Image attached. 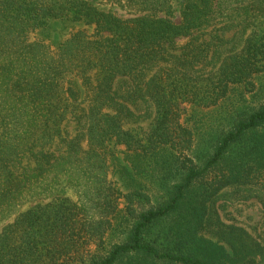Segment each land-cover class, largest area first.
Listing matches in <instances>:
<instances>
[{
    "label": "trees",
    "instance_id": "trees-1",
    "mask_svg": "<svg viewBox=\"0 0 264 264\" xmlns=\"http://www.w3.org/2000/svg\"><path fill=\"white\" fill-rule=\"evenodd\" d=\"M106 2L129 17L0 0V264H261L215 261L204 234L223 188L255 187L264 209V105L205 157L181 120L264 76V0ZM139 105L152 117L132 128ZM123 153L174 165L159 200L115 186Z\"/></svg>",
    "mask_w": 264,
    "mask_h": 264
},
{
    "label": "rangeland",
    "instance_id": "rangeland-1",
    "mask_svg": "<svg viewBox=\"0 0 264 264\" xmlns=\"http://www.w3.org/2000/svg\"><path fill=\"white\" fill-rule=\"evenodd\" d=\"M92 1L99 9L110 10L121 18L129 17L125 9L106 2V0ZM253 82V89L237 87L231 90L226 99L215 107L194 109L191 106L185 107L186 112L182 115L181 121L183 126L191 131L193 147L198 155L205 157L214 151L218 135L227 131L231 119L237 117L238 114L246 111L252 112L264 105V76H260ZM132 109L137 117H134L132 123L128 125L132 128L146 127L152 117V110H149L151 115L148 118L143 105ZM72 128L73 125L69 123L67 130L71 132ZM258 132L261 133V130ZM117 158L119 160H114L112 163L110 161L109 171L111 178L118 181L115 182L117 183L115 186L119 187L123 194L140 191L159 200L157 197H161L164 193L159 182L166 178L170 183V174L175 171L174 165L173 168L168 164L163 165L160 159H146L133 153H123ZM205 184L204 181L201 186L202 191L208 188ZM236 187L223 188L219 194L214 196L215 215L213 210L210 223H204L207 231L209 230L204 237L222 248L220 250L223 253L219 254L215 261H227L229 257L240 261L254 258L264 264V209L256 200L259 193L255 187H249V191H247L248 187ZM147 207L148 205L133 203L135 213ZM119 209L122 214L125 213L123 198Z\"/></svg>",
    "mask_w": 264,
    "mask_h": 264
}]
</instances>
